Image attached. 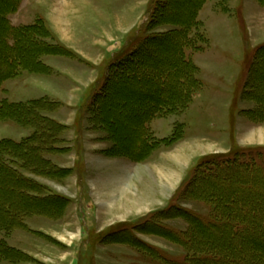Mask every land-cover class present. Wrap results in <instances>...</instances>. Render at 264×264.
<instances>
[{"label":"rangeland","instance_id":"1","mask_svg":"<svg viewBox=\"0 0 264 264\" xmlns=\"http://www.w3.org/2000/svg\"><path fill=\"white\" fill-rule=\"evenodd\" d=\"M27 1L30 3L28 12L31 11L32 8L33 12L39 11V14L44 18H46V16L44 14V6L42 5L46 4V6L50 8L52 4L59 3L57 7L54 5L53 8H56V10L57 8L61 9V12H63L69 20V28L73 30L74 34L77 33L79 36L85 35L87 39L94 33L98 36L100 35V30L102 28H100L99 22L97 21H99L101 17H107L104 23L111 32L113 31L112 26L115 24L116 20L120 19L122 23L126 22V26L131 28L136 23L142 24L146 17L151 18V13H148L149 16L146 14V0H46L45 4L42 3L41 6L34 0H32L34 1V5L30 0ZM41 1L43 2V0ZM218 1L220 4H225L223 6L227 8V11H223L220 6L221 12L211 14L212 16L207 19L211 24L210 41L207 39L205 33L204 35L202 34V29H198V32L193 30L191 41L186 50H184V56L187 60L192 61L194 65H197L193 58L201 53L202 59L197 56L195 61L199 62L198 60L204 59L202 62L205 64L206 68L210 65H216L217 63L212 61L214 60L217 62L218 56L223 63L221 64L222 67L219 69L222 76L221 82L219 81V83L214 85V79H218L215 75L216 72L212 69H206V78H203V84L200 74L197 72L201 87L199 86L195 91L191 107L189 106L185 109L182 115H171L166 118H159L155 120L156 122L153 121L152 123V129L156 134H170L174 121L178 120L179 122L176 123V125H179V128L183 131L182 135L191 137L195 133H198L199 130H204L208 125H212L211 127L216 130H222L223 126L221 122L223 117L224 119L226 118L227 111L230 110L231 118L229 130H231V134L227 132L226 129L224 133H221V140H225L226 136L229 139L231 137L229 147H224L227 150H220L219 147L217 148L218 151L213 153V151L216 150L209 149L210 153L198 159L197 162H195V166H193L194 159L189 167L183 171L187 173V178L181 184V187H179V192L173 200L171 199L167 204L168 206L165 210H163H169L174 206L180 207L204 220H209L211 217L210 213L212 214V206L210 202L197 199V197L201 195L197 187L195 190L189 189L187 191L188 184L194 178L196 166L200 161L203 160V168H206L209 163H216L219 165V162L222 160L230 162L247 161L255 164L259 170L262 169V171H264V146L253 143V130H248L247 128L244 133L240 135L241 140L237 134L238 132L235 133L237 128L240 129L242 127L239 128L238 121L242 124L246 123V125L250 127L255 126L264 130V0ZM174 3L175 4L170 7L171 14L176 12L175 14L178 16L185 17L188 16V10L193 6L194 0H174ZM6 5L7 3L5 0H0V13ZM206 10L207 8H205V12ZM247 14L250 19L249 23L247 19L245 20V15ZM258 14H261V16L258 17ZM51 16L55 17V11L51 12ZM199 21L202 22L201 19ZM202 26L204 27V23ZM166 28L170 29L171 26L167 25ZM0 29H2L1 22ZM139 29L140 35L145 37V35H147L145 26L141 25ZM133 35H135L134 37H140V35L136 36V32ZM133 38L129 37L127 43L129 47L123 48L122 52L116 54L111 60L122 56L130 49ZM99 45V48L105 50L102 44ZM25 49L26 55L32 54L33 47L29 46ZM167 50L163 51L160 61L155 62V59H157L156 55L154 59L151 58L150 60L153 64L152 69H156L158 72L164 74L165 80L170 88V86L176 85L181 77L186 75L187 68H181L182 66L180 67V64H178L177 48L176 50ZM72 56L75 55L72 54ZM60 58L72 59L73 57L60 56ZM108 61L107 59V63L101 71L98 80L93 85L94 89L97 88V85H99L104 78L105 70H107L109 63ZM235 66H237V73L231 80L230 73H232ZM177 70L181 76H175V71ZM208 72L213 73L209 74ZM53 80L42 81V83L38 82L34 84L33 90L30 85L26 86L24 90H21L22 86H20V84L22 83L19 82L15 89L11 88L9 93H5L6 95L1 94L0 97L5 96L12 102L26 101L41 95H49L58 99L53 92V85L50 84L54 83L55 80ZM2 86L5 90L6 87H12L11 82H4ZM175 89L178 95L183 92L182 89H178L177 87ZM170 90L173 92V87H171ZM115 91L117 100L120 101L121 106L114 108L116 109L114 118L116 123L114 124V129L117 130V136L121 135V133L125 135L127 133L129 135L128 137H123L120 144L121 146L125 145V147H131L134 151H137L136 149L139 147L140 136L138 134L139 128L135 121L137 117L143 116L146 112L143 106V108H140L144 98H146L145 94L141 93L143 90L140 91L134 86L133 88L119 87L116 88ZM150 91L154 98H165L167 96V89L164 86L156 89L152 88L148 92ZM257 98H263L261 103ZM213 104L217 105L218 112L214 110L215 107L213 108ZM90 106L91 104H87V108ZM259 110L263 111V117L261 118H257L255 115L256 111ZM219 112L221 113L220 116L218 115ZM80 119L84 124L83 126L79 120L78 122H74L71 127L66 126L67 128L63 137L69 148L65 147L63 151L60 152L63 154L61 157L63 160L62 165L64 166L71 165L75 154H80V152L84 151L85 144L88 146L89 151L91 149L90 147L94 146L92 144L98 142L97 139V141H95L97 137L86 129V127L92 128L93 126L90 121V113L89 111L87 112L86 106L85 111L81 113ZM79 122L80 125L78 124ZM185 126L186 134H184ZM69 128H71V130H69ZM67 130H69L68 134L66 133ZM73 132H75L74 136ZM30 133L31 129L23 128L15 122H0V139L9 138L19 141L22 136H26ZM46 139L51 140L52 138L46 135ZM236 142H239V147L242 148H236L234 146ZM243 142H247L246 145L242 144ZM201 146L202 143H196L192 147L198 148ZM257 148H261L260 151L257 150ZM216 154L218 157L215 160L213 155ZM34 156L36 157V154H34ZM53 159L57 161L55 156ZM98 161L99 167L94 171V177L98 179V181L100 178L106 180L112 175L119 176L121 179L129 178L130 175L126 176L128 178H125L123 173L129 171L131 167L130 161L126 159H110L102 154H100ZM53 163L55 164V162ZM55 165L58 166L57 164ZM141 171L142 170H135L136 173H140ZM0 175L3 176V173L1 174L0 172ZM131 177L128 183L122 180L119 185L127 184L133 186L135 182H137V179L135 180ZM2 179L3 178H0V196L9 195V197H7L10 198L9 201L13 204H11L7 212L15 216L16 211L20 209L24 210L28 207L29 210H36L35 206L28 205L27 200H25L26 202L24 201L20 184L12 178L10 184H3L4 182H2ZM7 182H9L8 179ZM50 184L55 186L58 185L57 183ZM74 184H72V187ZM247 185V181L236 180L233 179V177L225 176L220 179L214 178L210 185H207L205 188L204 185H201L200 188H204L202 192L208 190L221 198L225 196L231 198L232 196L242 195L243 189L248 187ZM84 186L86 189V184H84ZM72 187L66 184L65 188L68 189L69 194L75 193L74 188V191L70 189ZM59 188L62 189L61 186H59ZM120 192L123 193V197L116 206L119 210L120 208L136 210L140 207L142 197H145L139 195L142 192L140 189L131 190L130 188L123 187L120 188ZM112 195L113 194H111L110 197ZM112 197H114V195ZM253 197L255 201H252L253 203H247V206L250 207V209L248 208L249 213L257 216L258 220L256 223L264 230V192H261L259 188V192L257 195H253ZM5 205H7V202L4 203V206ZM31 206L34 207V209H30ZM235 206L233 201L230 200L228 207L235 210L237 209ZM252 206L256 208L252 209ZM149 215V217L144 216L140 218L141 220H145L148 217V222L146 221L147 223L142 229L133 226V235L127 233L123 234L124 239H126L125 242L129 244L110 246L102 244L97 237L94 236V233L102 230L108 222L114 219H110L105 224L98 223L96 209L92 204L89 205V207H85V205L80 203L79 213L78 208H76L75 205L72 206L69 214L58 222L35 216L29 220L30 226H36L35 229L43 231L42 233L20 228H16L9 233L0 230V264H164L166 258L178 261L184 260L186 251L182 245L177 243V239L175 238H177V235L178 238H181L184 233L189 231L190 224L188 219H190V217H179L180 214H178L177 210H173L171 216L167 213L163 214L162 212L155 211ZM155 215L157 216L154 217ZM166 216L169 217L166 218ZM46 221H48V223ZM113 223H117V221H112L109 224ZM158 223L159 225H156ZM79 224L81 232L83 229L85 231L82 236L83 239H81ZM26 225L28 227V224ZM170 232L175 235L177 234L175 238L169 234ZM46 233L56 237L58 241L46 237ZM226 235L227 229L224 227L222 230L218 231L215 236H203V241L206 243L214 242L218 239V236ZM173 239H175L176 242ZM59 241L65 244L62 245V242L60 243ZM17 247L20 248L18 249L20 253L15 251ZM226 251L230 252V257L225 255V260L230 262V264H264V248L255 239V235H242L235 238L234 242L227 246ZM251 253H254L256 259L250 258L249 254ZM233 257L234 260H230Z\"/></svg>","mask_w":264,"mask_h":264},{"label":"trees","instance_id":"2","mask_svg":"<svg viewBox=\"0 0 264 264\" xmlns=\"http://www.w3.org/2000/svg\"><path fill=\"white\" fill-rule=\"evenodd\" d=\"M20 1L5 0L7 5L0 13L2 27L0 29V94L5 91L2 86L5 81L14 79L23 72H48L49 68L41 60L43 55L73 54L56 41L42 18H37L31 24L19 27L12 26L8 17L17 10ZM207 1L194 0L193 6L188 10V16L183 17L175 14L176 12L171 14L170 7L175 4L174 0H152L149 7L151 18L149 17L147 23V29L150 30L148 32L163 25L176 28L167 32L154 34L151 32L144 38L131 36V38H134L131 41L132 46L130 49L109 64L101 83L97 85L96 89L93 87L94 95L88 103L91 106L87 108L86 105V109L90 113V121L93 127L106 132L108 140L112 142L113 146L108 153L126 155L140 161L150 157L161 146H171L183 136V131L179 128V125H175L171 136L159 139L149 127V123L156 117L184 112L190 106L195 91L199 86L201 87V83L197 78L198 67L185 58L184 50L191 41L193 30L198 32V29H202L204 35L203 23L199 21L198 15ZM223 5L225 4H220L218 1L217 6L219 8L221 6L223 11H227V8ZM29 46L33 47V52L31 55H26L25 48ZM128 47L129 44L126 48ZM176 48L179 59L178 64H180V67L182 66L181 68L185 67L187 70L186 77H181L176 85L170 86V88L173 87L172 92L164 74L152 69L153 64L150 59H154L156 55L155 62H158L161 60L164 50H176ZM175 72V76L180 74L178 70ZM133 86L140 91L143 90L141 93L145 94L146 97L140 105V108L144 107L146 112L143 116L137 117L135 121L140 136L137 151H134L131 147H125V145L121 146L123 137L129 135L121 133L117 136V130L114 129L116 123L114 119L116 109L114 108L121 106L120 101L117 100L115 89L119 87L133 88ZM161 86L167 89L165 98H154L151 91L148 92L152 88L156 89ZM176 87L182 89L183 92L178 95V92L175 91ZM257 99L261 103L263 98ZM60 105L59 102L52 101L49 98L12 102L8 98L0 97V122L14 121L23 127L33 129V133L21 141L0 140V172L3 173L0 178H3V184H10L11 180L14 179L21 185L24 201L27 200L28 205L36 207V210H29L28 207L24 210L20 209L16 211L15 216H12L7 212L12 204L9 201V195H7L8 197L6 195L0 196L1 231L9 233L16 228L27 230L25 220L33 215H43L57 219L64 214L69 200L52 193L48 187L31 177V175H35L61 180L68 173V170L56 166L48 158L51 154L62 152L64 149L62 146L66 142L63 135L67 127L45 114L56 110ZM262 112L260 110L256 111V117H263ZM78 124L80 125V122ZM46 135L52 139L47 140ZM257 150L260 151V148H257ZM34 154H36V157ZM213 157L216 160L218 156L216 154ZM202 163L203 160L197 164L194 178L188 184L187 191L198 188L201 195L197 199L210 202L212 206L211 217L209 220H204L175 206L162 211L163 214L167 213L171 216L172 211L177 210L180 214L179 217H190V219L187 218L190 229L183 234V237L178 238L176 234L177 238H175V234L169 233L185 249L184 260L178 261L166 258L164 264H230L225 260V255L230 257V252H227L226 248L234 242L235 238L242 235H255V239L264 248V230L257 225V216L249 213L250 207L247 206V203L255 201L253 195H257L259 188L261 192H264V171L259 170L255 164L247 161L230 162L222 160L219 165L209 163L206 168L202 167ZM225 176L247 181L248 187L243 189L242 195L232 196L231 198L229 196L221 198L208 190L202 192L207 185L212 183L214 178L220 179ZM7 179L9 182H7ZM201 185H204V188H200ZM230 200L233 201L237 209L232 210L228 207ZM5 202H7V205L4 206ZM255 208V206H252V209ZM30 209H34V207L31 206ZM168 217L166 216V218ZM156 225H159V223ZM224 227L227 229L226 236H218V239L214 242L206 243L203 241V236H215ZM100 236V234L96 235L98 240H101ZM175 239L173 240L176 242ZM121 240L125 241L126 239ZM15 251L20 253L16 248ZM249 255L251 259H256L254 253ZM230 260H234V257Z\"/></svg>","mask_w":264,"mask_h":264},{"label":"crops","instance_id":"3","mask_svg":"<svg viewBox=\"0 0 264 264\" xmlns=\"http://www.w3.org/2000/svg\"><path fill=\"white\" fill-rule=\"evenodd\" d=\"M34 1L38 2V5L40 6L42 5V3L45 4L46 2V0H43V2L41 0H34ZM34 1L30 0V2L33 5H34ZM146 1H147L146 14L147 16H149L148 14L149 7L151 5L152 0H146ZM217 3L218 0H208L203 5V8L200 10V13L198 15L199 16L198 18H200L201 21L204 23L203 31L209 41L211 37V24L209 23V20L207 21V19L210 16H212L211 14L221 12L220 8L217 6ZM29 4L30 3L27 0L20 1L17 10L14 13L10 14L8 17L10 24L14 27H19L22 25L31 24L37 18H42L45 25L52 32L56 41L64 48L71 51L75 56H72L70 54L43 55L41 57V60L49 68L48 72L46 73L23 72L18 77L5 81V83L11 82L12 87L10 86H9L10 88L6 87V90L4 89L5 91L1 94L6 95L7 93L10 92L11 88L15 89V87L18 86L19 82L22 83L20 84V86H22L21 90H24V88L28 85H30L33 90V87L35 86L34 84L38 82L42 83V81L54 79L55 80V81L53 80L54 83H50V84L53 85L52 86L54 87L53 92L55 93L56 97H58V99H55L53 98V96H49V95H41L26 101L41 99V98H49L52 101L59 102L61 104L60 107H58L56 110L46 112L45 114L55 119L57 122L69 127H71V125L78 120L81 122L82 126L84 125L80 119L81 113L85 111V106L89 103L91 97L94 95L93 85L98 80L101 71L103 70L105 64L107 63V59L109 60L108 61L109 63L113 61L111 60V58H113L119 52H122V49L127 46L128 38L131 37L135 32L136 34L139 33L140 31L139 27L141 25L145 26L147 31V35H145V37L148 36L151 32L153 34L160 32H167L169 30H173L176 28L174 26H171L170 29H167L166 28L167 25H163L157 27L151 32H148L150 31L147 29V23L149 17H146L145 21H143L142 24L136 23L131 28H128L126 26V22L122 23L120 19L116 20L115 24L113 26L111 25L113 29V31L111 32V30L104 23L105 19L107 18L105 16V18L101 17L99 18V21H97L99 22L100 28H102L100 30V35L98 36L94 33L91 37L87 39L85 35L79 36L77 33L74 34L73 30L69 28V20L64 15V13L61 12V9L57 8L56 10V8H53L54 5H56L57 7L59 3L52 4L50 8L47 7L46 4L42 5L44 6V14L46 18L41 16L39 14L40 13L39 11L33 12L32 8L31 11L28 12V7L30 6ZM205 8H207L206 12H205ZM53 11H55V17L51 16V12ZM260 16L261 14H258V17ZM116 17L118 18L117 14ZM246 19L248 20L249 23L250 19L248 17V14L245 15V20ZM140 37L142 36L140 35ZM99 44H102L103 45L102 47L105 50L99 48L100 47ZM60 56H68L73 58L62 59L60 58ZM197 56H199L198 58L202 59L201 57L202 54L199 53L193 58L195 64H197L196 66L199 67L198 73L200 74L202 83L204 84L203 78H206L205 77L206 69L208 70L212 69L214 70V72H216L215 75L218 77L219 80L215 78L213 82L214 85L219 83V81L221 82L222 76L219 69L222 67L221 64L223 63L221 62L220 58L217 56V62L214 60L212 61L217 63L216 64L217 66L210 65L207 66L206 68L205 64L202 62L204 61V59L198 60L199 62L195 61V58ZM236 73H237V66H235L234 69L232 70V73H230L231 80L235 77ZM48 78H53V79H48ZM13 80H19V81L14 82ZM2 97L7 98L5 96ZM26 101H15V102H26ZM192 103L193 100L190 104V107ZM213 108L218 112L217 105H214ZM182 114L183 113L171 114V115L179 116ZM220 114L221 113L219 112L218 115L220 116ZM168 116L156 117L149 123V127L151 128L155 136L159 139H164L171 136L173 134L176 123L179 122L178 120L174 121L170 134H164V133L156 134V132H154V130L152 129L153 121L159 118H166ZM230 118H231V112L230 110H228L226 114V118L224 119L223 117V120L221 122V125L223 126L222 130H216L211 127L212 125H208L205 127L204 130H199L198 133H195L191 137L190 136L187 137L185 135L182 136L171 146L159 147L151 154L150 157L140 161H136L132 159L130 156L113 155L108 153V151L111 149L113 145L112 142L108 140L107 133L104 132L103 130L96 129L93 126L92 128H88L85 126L88 131H90L95 135V137H97V138L94 137L95 141L98 140V142L92 144L94 146L90 147L91 149L89 151H88V146H86L85 144L84 151L80 152V154L79 153L75 154L73 162L71 163L70 166L62 165L63 160L61 156L63 154L61 153L51 154L48 156V158L51 161L55 162V164H57L58 167L68 170V173L61 180H55L51 178H44L38 176H36L35 178V175H31L34 176L32 178H34L36 181L48 187L52 191V193L60 195L69 200L64 210L63 217L61 216L62 218L60 217L55 219L43 215L30 216L25 220L26 224H28L27 230L28 231L31 230L33 232H40V233L43 232L41 230H36L35 229L36 226L34 227L30 226L29 220L32 217L39 216L58 222L60 220H63L69 214L72 206L75 205L76 208H78V213H79L80 203L85 205V207H89V205L92 204L96 209L98 223L105 224L110 219H114L111 220L110 222L117 221V223H113V224H109L110 222H108L103 227L102 230L98 231V233L101 235L100 236L101 240L99 241L102 244H105V246L129 244L121 240L124 239V237L122 238L123 234L127 233L133 235L134 234L132 228L133 226L142 229L145 226V224L148 222L147 219L150 216L149 214H151L154 211L162 212L163 210H165V208L168 206L167 204L171 201V199L173 200V198L179 192L180 189L179 187H181V184L187 178V173L183 171H185L186 168L189 167V165L194 159L195 161L193 162V166H195V162H197L198 159L210 153L209 149L216 150L213 151L214 153L218 151L217 148L219 147L220 150L226 149L224 147L227 146L229 147V144L231 143L230 140L231 137L229 139L226 136L225 140H221V133H224L226 129V131L230 132L231 134V130H229ZM238 126L239 128L242 126L240 129L237 128V131L235 132V133L238 132L237 134L239 135L240 140H241L240 135L243 134L244 131L248 128V130H253V135H254L253 143L256 145L264 146V130H262V128H258L255 126L250 127L249 125H246V123L242 124L239 121H238ZM23 128L31 129V133L26 136H22L19 141H21L23 138L33 133L32 128L29 127H23ZM69 130H71V128H69ZM69 130H67L66 132L67 134ZM184 134H186V126H185ZM74 135L75 132H73V136ZM3 139H9V138H3ZM196 143H202V146L198 147L199 149L196 147L193 148L192 146ZM246 143L247 142L245 143L243 142L242 144L246 145ZM63 147L69 148V146H67L66 143L63 145ZM100 154L110 159H118V160L126 159L130 161L131 167L129 171L123 174L125 178H128L126 176L129 175H130L129 178L133 176L131 178L135 180L137 179V182H135L133 186L127 184L119 185V183H121L122 180L123 182L128 183L129 178L121 179L119 178V176L116 175L114 176L112 175L106 180H104L103 178H100L99 181L98 179H95L94 171H96L97 170L96 168L99 167L98 160ZM54 156L57 159V161L53 159ZM135 170H142V171L140 173H136ZM48 181L50 183H57L58 185L56 184L57 186H55L53 184H50ZM66 184L70 187H72V184H74V186L70 188L71 190H73L74 188L75 190L74 194L72 193L69 194L68 189L65 188ZM84 184H86V189ZM59 186H61L62 189H60ZM123 187L130 188L131 190L140 189L142 192L139 195L141 197L145 196L142 197V199L140 198L141 199L140 207H138L136 210H128L125 208H120V210L117 209L116 206L119 204L118 203L119 200L120 199L122 200L123 197V193L120 192V188ZM111 194H113L114 197H112L113 195L110 197ZM144 216H148V217L145 220H141L140 218ZM46 222L48 223V221ZM79 229H80L81 239H83L82 236L84 235L83 233H85V231L83 229L81 232L80 224H79ZM141 232L139 233L140 234L144 233ZM45 235L46 237H50L58 241V239L52 235H49L47 233ZM61 244L63 245L65 243L62 242ZM17 249L20 248L17 247Z\"/></svg>","mask_w":264,"mask_h":264},{"label":"bare ground","instance_id":"4","mask_svg":"<svg viewBox=\"0 0 264 264\" xmlns=\"http://www.w3.org/2000/svg\"><path fill=\"white\" fill-rule=\"evenodd\" d=\"M167 177V176H166ZM160 181V180H159ZM138 205V204H137Z\"/></svg>","mask_w":264,"mask_h":264}]
</instances>
